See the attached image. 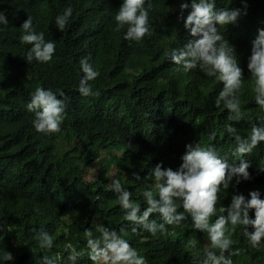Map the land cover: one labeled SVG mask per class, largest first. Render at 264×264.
Segmentation results:
<instances>
[{
  "label": "trees",
  "instance_id": "obj_1",
  "mask_svg": "<svg viewBox=\"0 0 264 264\" xmlns=\"http://www.w3.org/2000/svg\"><path fill=\"white\" fill-rule=\"evenodd\" d=\"M167 1L156 0L152 15L164 10ZM217 1V11L226 2L246 5L244 20L257 14L251 27L239 25L230 33L231 46L251 41L250 28L264 29V0ZM100 3L0 0V15L8 20L0 23V264H43V256L56 264H97L89 258L85 233L91 231L97 238L98 227L117 231L147 264H203L208 251L217 256L220 251L211 247L207 232L193 227L180 200L175 201L177 211L184 212L186 219L178 225L165 224L153 234L127 221L118 194L108 189L118 179L142 215L147 208L143 192L151 190L159 198L152 176L155 165L177 170L183 155L179 145L186 139L212 149L229 164L239 165L241 159L249 164L250 180L237 184L234 177L228 188L220 186L210 224L227 215L222 209L231 204L234 194L245 196L250 189H264V141L240 156L235 151V135L227 131L231 125L236 135L248 139L254 126H264L254 78L243 69L242 56L234 52L243 75L238 92L242 116L230 119L232 114L224 104L215 103L222 82L199 68L186 72L169 59L181 42L176 22L170 26L158 22L145 40L129 41L118 32L111 13L103 17L100 27L93 26L92 12ZM68 7L72 15L68 27L60 31L55 20ZM28 17L35 32L55 44L49 62L24 58L32 47L21 42L25 34L21 25ZM84 58L100 73L89 82L99 95L82 96L78 91ZM37 88L50 89L64 100L59 132L36 131L35 114L27 110V104ZM58 90L65 96L60 97ZM92 168L96 174L87 178ZM251 213L249 218L254 220ZM153 221L164 223L158 213L150 215L149 222ZM227 227L234 243L224 257L232 264H264V238L253 247L244 235L245 226L237 225L234 231L231 224ZM247 227L254 231L251 225ZM40 231L51 235L50 250L40 248ZM69 244L80 254L75 262L69 259ZM9 253L13 259L7 261Z\"/></svg>",
  "mask_w": 264,
  "mask_h": 264
},
{
  "label": "clouds",
  "instance_id": "obj_2",
  "mask_svg": "<svg viewBox=\"0 0 264 264\" xmlns=\"http://www.w3.org/2000/svg\"><path fill=\"white\" fill-rule=\"evenodd\" d=\"M101 5L92 13L94 25L99 26L103 17L111 13L113 22L123 39L140 42L152 30L156 23L167 22L177 24L181 27V42L169 54V59L177 66H182L184 71H191L199 68L209 77H215L222 82L223 88L220 91L215 103H221L227 108L230 119L239 120L242 116L241 104L238 92L242 84V69L236 54L242 56V67L251 74L255 81L256 103L264 109V29L255 27L248 31L251 41L244 46L234 47L230 44V33L239 25L251 27L256 15L246 14L247 6L235 7L226 2L222 4L224 9L215 10L217 0H178L167 1L164 10H158L152 15V8L156 6V0H116L110 4L101 0ZM72 15V8L68 7L62 15L56 17L55 24L58 30L62 31L68 27L67 21ZM254 18V19H253ZM253 19V20H252ZM252 20V21H250ZM250 21V23H249ZM7 17L0 15V23H7ZM24 33L21 42L30 44L32 47L26 57L28 62H49L55 53V44L46 42L44 34H37L33 28L32 18L28 17L21 25ZM65 47L63 40L57 39ZM67 48V47H66ZM83 76L80 79L78 91L82 96L99 95L92 91L89 83L100 75L94 70L87 58L80 61ZM59 96L64 97L65 93L58 90ZM27 110L35 114L33 125L37 132L52 134L60 131L65 111V102L57 98L52 90L43 88L35 89ZM264 120V117H261ZM227 131L235 135L237 147L236 154L244 156L264 141V126L253 127L251 136L242 139L236 135V129L228 126ZM182 163L177 170L171 167L164 168L156 164L152 176L156 182L159 198H154L151 190L143 192L147 208L142 215L138 205L131 202V193L125 190L118 179H114L108 190L118 194L120 206L127 210L125 219L134 224L142 225L149 232L155 234L158 229L163 230L164 225H178L186 217L184 212L190 214L193 227L209 235L211 247L218 249L220 255L208 251L203 264H232L231 259L225 258L233 240L230 238L228 224H231L232 231L235 226L243 225L244 235L250 240L253 247L259 246L264 238V189L253 188L244 196L234 194L231 204L222 211L227 215H221L215 223L210 224V217L216 214V203L220 186L228 188L233 178L236 183L241 180H250L252 177L248 171L249 164L241 159L239 165L229 164L226 160L218 157L212 149L206 146L189 144L187 139L179 145ZM139 179V175L135 174ZM176 200L181 201L184 212L177 211ZM249 210H252L249 218ZM158 213L164 223L157 225L154 221L149 222L150 215ZM251 225L254 231H248ZM100 236L93 238L91 231H86L87 247L89 258L97 264H147L146 259L140 256L130 243L121 238L115 230L107 227H98ZM135 231V229H134ZM37 240L41 249L50 250L53 239L45 231L37 234ZM195 246V245H193ZM67 248L72 249L71 244ZM236 253H230L234 255ZM79 253L72 249L69 259L73 262L79 257ZM5 259H13L9 253ZM43 264H56V261L48 256L42 257Z\"/></svg>",
  "mask_w": 264,
  "mask_h": 264
},
{
  "label": "rangeland",
  "instance_id": "obj_3",
  "mask_svg": "<svg viewBox=\"0 0 264 264\" xmlns=\"http://www.w3.org/2000/svg\"><path fill=\"white\" fill-rule=\"evenodd\" d=\"M95 174H96V172H95V168H92V169H90V170L88 171V176H87V178H92V177L95 176Z\"/></svg>",
  "mask_w": 264,
  "mask_h": 264
}]
</instances>
